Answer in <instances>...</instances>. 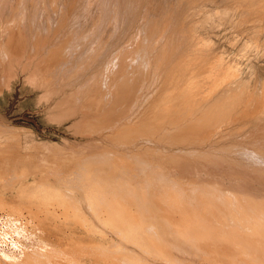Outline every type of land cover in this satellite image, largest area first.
<instances>
[{"label": "bare ground", "instance_id": "obj_1", "mask_svg": "<svg viewBox=\"0 0 264 264\" xmlns=\"http://www.w3.org/2000/svg\"><path fill=\"white\" fill-rule=\"evenodd\" d=\"M66 1L52 8L67 11L57 17L70 28L72 74L59 66L74 78L67 99L81 140L60 149L31 142L36 152L27 156L21 139L35 136L0 123V152H8L0 177L22 170L14 171L17 196H7L8 178L0 181V264H194L170 248L207 264H264V196L251 194L264 192V0H155L161 12L148 5L124 30L128 0ZM2 24L0 49L14 62L23 28ZM66 41L40 51L45 64L28 72L48 95L56 93L51 61L68 51ZM32 161L51 179L30 172ZM65 184L82 191L58 187ZM69 218L98 240L62 242ZM51 231L64 235L54 246ZM36 232L40 251L30 242Z\"/></svg>", "mask_w": 264, "mask_h": 264}, {"label": "rangeland", "instance_id": "obj_2", "mask_svg": "<svg viewBox=\"0 0 264 264\" xmlns=\"http://www.w3.org/2000/svg\"><path fill=\"white\" fill-rule=\"evenodd\" d=\"M9 1H11L10 2V4H12L13 5V3H14V5L15 6H21V5H23L22 6V8H17V7H15V6H12V5H10L9 4ZM15 1V2H14ZM22 1H24V3L22 2ZM0 0V27H1V24H2V22L1 21H3V24L2 25H5V26H2L3 28L4 27H7V26H9V25H17V27L19 28V31L22 29V31H20V33H21V35H23V37L25 38L24 39V43H23V46L25 47V49H24V47H22L23 48V52H22V54L20 55V57H18V59L16 60V59H14L13 61L14 62H9L8 60H7V54H6V51H5V49L4 48H2V49H0V91H1V93H0V112H3V113H5V114H7L8 116V118L10 119V121L11 120H13V122L11 121V122H9V120H7L4 116H1L0 115V123H5V124H7V125H10V126H15V127H17V128H22L24 131H27L26 133H28L29 135H34L35 137H33V139L32 138H30V137H25V138H22L21 139V142L23 143V145L21 144V146H22V148H21V150H20V152H24L25 154H27V156H32L35 152H36V150H35V148H33V147H30V145H32V144H34V143H36V144H47V145H51L52 147H57L58 149H60L62 146H65L66 144H69V145H71V144H73L74 142H77V141H80L81 140V137L79 136V135H77L76 134V132H75V130L73 129V124H74V122L77 120V116H71V113H72V111H73V108H70L69 109V106L71 105V107L73 106V103H70L71 101H70V99H71V97H72V95L71 94H73L72 92H73V86H74V78H72V70H71V61H72V59H73V57L72 58H68L67 57V55L69 56V57H71L72 56V54H71V50H69V49H71V48H69V47H71L70 45H71V41H69V37H70V35H68L70 32V30L69 31H67V29H70L69 28V25H68V23H67V25L65 24V27H64V24H61V23H59V18L58 17H60L62 20H63V18L64 17H66L67 16V11L65 10V9H60L59 10V8H60V6H58L57 7V5H55V7H54V9L55 10H53V8H52V6H53V2H52V0H42V2H41V0H37V1H39V2H36V0ZM58 1H63L64 2V0H58ZM76 1H78V0H76ZM121 2L123 1V0H120ZM151 1V2H150ZM26 2V3H25ZM31 2V3H30ZM35 2H36V4H35ZM71 2V3H70ZM72 0H68V1H66V3L68 4V5H72ZM128 2H129V4L131 5H133L134 7H136V6H138V4L141 6V11H138V12H135V11H133V9H134V7H132V5H131V7L129 8V12H127V19H126V21H125V24H124V26H122V30H124V29H128L129 27H130V25H131V21H133L135 18H136V15L135 14H139V15H143L144 14V8H145V10L147 9V8H149V6H150V8H153L154 6H155V9L157 10V12L159 13V12H161V7L159 8V6H157L158 4H156V2H155V0H128ZM155 4H154V3ZM16 3H20L19 5L18 4H16ZM42 3V4H41ZM44 3V4H43ZM50 5H49V4ZM59 3V2H58ZM153 3V4H152ZM25 5V6H24ZM31 6V8H28V7H30ZM33 5V6H32ZM42 5H43V7H42ZM44 5H45V7H44ZM149 5V6H148ZM4 6L6 7V8H4ZM12 8H11V7ZM9 7V8H8ZM25 7H27V9H25ZM33 7H35V8H33ZM38 7H42L41 9H42V11H41V9H39ZM3 8V9H2ZM11 8V9H10ZM16 8V9H15ZM47 9V10H46ZM154 9V8H153ZM160 11H159V10ZM3 10V11H2ZM5 10V11H4ZM8 10V11H7ZM16 10V11H15ZM19 10H21V11H19ZM32 10V11H31ZM37 10V11H36ZM62 10H63V13H62ZM64 10H65V12H64ZM18 11L19 12H21V13H23V14H25V16H23V17H21V16H19V15H17V13H18ZM24 11V12H23ZM51 11V12H50ZM59 11H60V13H59ZM3 12V13H2ZM8 12H10L9 14H8ZM11 12H13L12 14H11ZM28 12V13H27ZM35 12V13H34ZM43 14H42V13ZM5 13H7V15L5 16ZM15 13H16V15H15ZM29 13H31V14H29ZM51 13V14H50ZM135 13V14H134ZM2 14V15H1ZM59 14H62V15H59ZM64 14H66V15H64ZM35 15V16H34ZM37 15V16H36ZM1 16H5L4 18L3 17H1ZM19 16V18H17ZM58 16V17H57ZM63 18H62V17ZM16 17V18H15ZM21 17V18H20ZM30 17H32L31 19H30ZM43 18V20H42V18ZM56 17V18H55ZM2 18H3V20H2ZM11 18V19H10ZM13 18V19H12ZM22 18H23V21L25 22H22ZM25 18H27V19H25ZM8 19H9V21H8ZM20 19V20H19ZM12 20H14L13 22H12ZM30 22H28V21ZM36 20V21H35ZM42 22H41V21ZM47 20V21H46ZM5 21H7V22H5ZM10 21H11V23H10ZM17 21H18V23H20V24H18L17 23ZM32 21H33V23H35V25L34 24H32ZM38 21V22H37ZM41 22V23H40ZM48 22V23H47ZM5 23V24H4ZM9 25H8V24ZM13 23H15V24H13ZM45 23V24H44ZM7 24V25H6ZM21 24H22V26H21ZM27 24V25H26ZM40 24H43V25H40ZM56 24H58V25H56ZM61 25V27H60V25ZM25 25H26V27H25ZM39 25V26H38ZM51 25V26H50ZM56 25V26H55ZM28 26V27H27ZM43 26V27H42ZM46 26V27H45ZM48 26V27H47ZM49 26H50V28H49ZM127 26V27H126ZM33 27V28H32ZM39 27H41V29L40 30H37V29H39ZM46 29H45V28ZM52 27V28H51ZM60 27V28H59ZM64 27V28H63ZM68 27V28H67ZM126 27V28H125ZM43 28V29H42ZM62 28V29H61ZM1 29V28H0ZM28 29V30H27ZM36 29V30H35ZM45 29V32H43V30ZM51 29V30H50ZM57 30V32H56V30ZM66 31H65V30ZM3 30V29H2ZM5 30V29H4ZM25 30V31H24ZM34 30V31H33ZM41 30H42V32H41ZM53 30H54V32L56 33H54L53 32ZM59 30V31H58ZM24 31V32H23ZM33 31V32H32ZM48 31V32H47ZM63 31L66 33H63ZM26 32H28V34L26 33ZM37 32H40V33H38V34H36L35 35V33H37ZM68 32V33H67ZM1 34L3 33L2 31L0 32ZM45 34L44 36L42 35V34ZM50 33H51V35H50ZM53 33V34H52ZM60 33H61V35H60ZM63 33V34H62ZM33 34V35H32ZM41 34V35H40ZM119 34H120V32H119ZM27 35V36H26ZM32 35V36H31ZM35 35V36H34ZM56 35V36H55ZM59 35L61 36V37H59ZM62 35H64V37H63V39H62ZM68 35V36H67ZM37 36V37H36ZM42 36V37H41ZM55 36V37H54ZM38 38V39H36V38ZM44 37H46V38H44ZM33 38V39H32ZM35 38V39H34ZM41 38V39H40ZM57 38V39H56ZM59 38V39H58ZM66 38L68 39L67 41H66ZM116 38H118V37H116ZM46 39V40H45ZM52 39V40H51ZM54 39V40H53ZM65 39V41H66V43H68L69 45H65V47L63 48V49H67V48H69V49H67L68 51H66V50H62L61 51V54H60V58L58 57V59L57 60H52L51 61V63L53 62V61H56V62H53L52 64L53 65H51L50 66V68L52 69V70H50V72H51V74H53V77H51V80L53 81L52 82V84L54 85H52L53 86V90L56 92V93H54L55 95H52V93H49L50 95H52V96H50V95H48L47 93H48V91L47 90H44V89H42V88H40V87H36V86H34L30 81H28L27 80V77L29 76V74L30 73H32V71H34L35 69L36 70H38V67L39 68H42L43 66H42V64H45V63H42L43 62V60L46 58H48V56L46 57V55H44L45 57H43V55H41V52L40 51H42V52H44L45 51V54L46 53H48V52H46V51H49L48 49L50 48L51 50L53 49V51H54V49L55 48H57V46H59V44L60 43H62V41ZM27 40H28V42H27ZM34 42H33V41ZM43 41H46V42H43ZM56 41H58V42H56ZM60 41V42H59ZM33 42V43H32ZM52 42H54L53 44H52ZM43 43V44H42ZM47 43V44H46ZM51 45H50V44ZM56 43H57V45H56ZM36 44V45H35ZM38 44H39V46H42V47H38ZM112 44V43H111ZM26 45V46H25ZM28 45V46H27ZM35 47H33V46ZM44 45V46H43ZM46 45V46H45ZM50 45V46H49ZM53 45H55V46H53ZM38 47V48H37ZM46 49H45V48ZM52 47V48H51ZM27 48H28V50H27ZM33 48V49H32ZM44 48V49H43ZM38 51H37V50ZM36 50V51H35ZM44 50V51H43ZM34 53H33V52ZM36 52V53H35ZM66 52H69V53H66ZM25 53V54H24ZM38 53V54H37ZM64 53V54H63ZM25 56H24V55ZM28 54V55H27ZM65 54H67V55H65ZM29 55H31V56H29ZM35 55V56H34ZM39 55V56H38ZM42 57H41V56ZM63 55H64V57H63ZM29 58H28V57ZM38 56V58H36ZM32 57V58H31ZM34 57L36 58V60L34 59ZM39 57H41V59L39 58ZM67 57V58H66ZM19 58H21V61L19 60ZM24 58V59H23ZM29 59V61H28V59ZM31 58V59H30ZM51 58V57H50ZM23 59V60H22ZM25 59H27V60H25ZM34 59V60H33ZM61 61H60V60ZM65 59H67V60H65ZM6 60H7V62H6ZM19 60V61H18ZM31 60V61H30ZM34 61H36V62H34ZM39 61V62H38ZM25 62L26 63H29V65L31 66H29L28 64H25ZM33 62V63H32ZM63 62V63H62ZM6 63V64H5ZM11 63V64H10ZM57 63V66L55 65ZM69 63V64H68ZM36 64H38V66H34V65ZM40 64V65H39ZM59 64H60V66H62V67H64L66 64H67V66H65L64 68H66L67 70H70L71 72H69V71H67L66 69H61V71H60V66H59ZM20 66V67H19ZM34 66V67H33ZM41 66V67H40ZM59 66V69L57 68ZM70 66V67H69ZM13 67V68H12ZM30 67V68H29ZM56 67V68H55ZM11 69V71H13L14 72V74H15V76H16V78H14V77H12L13 78V80H10L9 79V74H10V69ZM29 68V69H28ZM24 69V70H23ZM28 69V70H27ZM54 69V70H53ZM64 70H66V71H64ZM20 71V72H19ZM52 71H55V72H57V73H53ZM59 71L62 73V75L60 76V74H59ZM9 72V73H8ZM28 72H30V73H28ZM65 72V73H64ZM71 73L69 76H68V74L69 73ZM28 73V74H27ZM64 73V74H63ZM66 73H68V74H66ZM12 74V73H11ZM56 74H58V75H56ZM67 75V77H66V75ZM65 75V77H66V79H67V81H66V79H65V77H63ZM74 75V74H73ZM52 76V75H51ZM57 77V78H56ZM62 78V79H61ZM71 78V79H70ZM64 79H65V81H64ZM70 79V80H69ZM85 80V77L83 76V78H81L80 79V81L81 82H83ZM11 81V82H10ZM64 82H67V83H65L64 84ZM71 82V83H70ZM60 83V84H59ZM55 84H58V85H55ZM71 84H73V85H71ZM39 85V84H38ZM64 85V86H63ZM66 85H67V88H66ZM70 87H69V86ZM36 87V88H35ZM75 87V86H74ZM55 88L58 90H55ZM64 88H66V89H64ZM73 88V89H72ZM72 92H71V91ZM47 91V92H46ZM62 93V96H61V93ZM70 91V92H69ZM59 92V93H58ZM64 92V93H63ZM43 93H45V94H43ZM57 94V95H56ZM64 94V95H63ZM66 95H68V97L66 96ZM44 96V97H43ZM45 96H48V97H45ZM63 96H65V97H63ZM50 97V98H49ZM55 98V100H54V98ZM52 98V99H51ZM67 98H70L69 99V101H68V99ZM61 99V100H60ZM67 99V100H66ZM66 100V101H65ZM59 101H61V102H59ZM68 101V102H67ZM64 102V103H63ZM61 103V104H60ZM66 103V104H65ZM65 106V107H63V106ZM68 108V109H67ZM67 111H68V116H66V113H67ZM74 119H75V121H74ZM72 126V127H71ZM25 128V129H24ZM26 129H29V130H26ZM3 134H5V133H0V141L1 140H3L4 141V137H3ZM6 135H8L7 133H6ZM3 137V138H2ZM22 137H24V136H22ZM77 137V138H76ZM31 142H34V143H31ZM65 144V145H64ZM8 154V152H5V153H1L0 152V156H6L7 154ZM3 154V155H2ZM9 154H10V152H9ZM32 164V169H34V168H36V162H34V161H32L31 162ZM40 166H38L36 169H38ZM36 169H34V170H31L30 172H38L39 173V175L38 176H40V174L42 173V169H43V171H46L45 170V167H40L39 168V170H36ZM13 171V172H12ZM22 172V170H21V168H17V169H11V173L9 174V175H7V176H5V177H0V181H7L8 179V182H10L11 184H12V187L10 188V189H8V190H6L9 194L7 195V196H10V195H13V196H17L18 195V191L17 190H15L13 187V185L14 184H16V186L18 187V186H21V185H19L18 184V180H16V176H14V174L15 175H17L18 173H15V172ZM42 175H46V173L45 172H43L42 173ZM15 177V178H14ZM25 177V181L26 182H28V183H31V182H33L32 180H33V176L32 175H27V177L26 176H24ZM45 177H47V176H45ZM6 178H8V179H6ZM11 178V179H10ZM48 178V177H47ZM48 179H51V178H48ZM68 185H70V184H68ZM68 185H58V187L59 188H62V189H64V190H67V191H71V192H75V189H78L77 187L75 188V187H72V186H68ZM68 186V188H64V187H67ZM72 187V188H71ZM20 188V187H19ZM18 188V189H19ZM70 189H72V190H70ZM77 191V190H76ZM81 191L82 190H80V189H78V193L80 194L81 193ZM254 193H256V194H254ZM261 193V194H260ZM251 194H253V195H255V196H258L259 194L260 195H262V196H264V192L262 193L261 191H259V193L256 191V192H251ZM82 203V202H81ZM84 203V202H83ZM75 207H77L76 205L74 206V208ZM25 212V211H24ZM70 219V223H71V227L68 229V230H66V231H64V233L63 234H65V237H64V240L62 241V242H64V241H66L67 240V238L69 237L70 238V236L71 237H74V239H76V240H80V241H82L83 243H85V244H87V243H90V242H92V241H94L95 239L96 240H98V237L97 236H92V235H90V234H88L87 232L85 233V229H86V226H85V228H84V225L82 224H80L81 222H79V221H77V220H75V219H73V221H71V218H69ZM223 220H225V219H223ZM74 221H76L74 224H73V222ZM76 223H78V224H76ZM73 224V225H72ZM74 225H76V227L74 226ZM79 225H81L80 227H79ZM3 225L2 224H0V227H2ZM34 226L36 227H38V228H40L38 225H36V224H34ZM73 226V227H72ZM34 227V230H37L36 228ZM75 228V229H74ZM80 228H82V229H80ZM39 230V229H38ZM81 230V232H79ZM82 230H84V231H82ZM75 231V232H74ZM54 234V236H53V234ZM60 233V232H59ZM62 233V232H61ZM86 234V236H85V234ZM33 234H35V233H33ZM57 233L56 232H54V231H51V233H49V235H47L46 237H48V239L46 238V240L52 245V246H54V245H56L58 242H57V240L55 239V238H58V241H59V238L60 237H62L63 238V236L64 235H56ZM52 235V236H51ZM67 235V236H66ZM75 235V236H74ZM42 234L41 233H38V232H36V234H35V236L34 235H32V237L30 236V238H32V239H34V240H32V239H30V242L32 243L33 242V245H32V247H33V249L35 250V251H40L41 249H42V247L40 246L41 244H40V240L41 239H43L42 238ZM58 236V237H57ZM60 236V237H59ZM92 236V237H91ZM250 236V235H249ZM44 237V236H43ZM81 237V238H80ZM84 237V238H83ZM95 237V238H94ZM36 238V239H35ZM32 240V241H31ZM56 240V241H55ZM92 240V241H91ZM34 241H36V242H34ZM55 241V242H54ZM39 242V243H38ZM57 242V243H56ZM35 243H37V244H35ZM53 243V244H52ZM35 244V245H34ZM39 247V248H37V246ZM36 246V247H35ZM32 247L30 246V249H32ZM185 248H187L186 250L188 251V252H192V249L190 248V247H185ZM30 249H28V252L30 251V253H32L31 252V250ZM32 249V250H33ZM37 249V250H36ZM232 249V250H231ZM178 250V249H177ZM176 250V248H170V250H169V252H171V254L173 255V257H176V258H180V259H182V260H187V261H190L191 263H194V264H207V261H205V260H202L201 258H199V256L198 255H196V257L194 256V254H188L187 256H184L185 254H182L179 250L177 251ZM235 250L236 249H233V248H230V249H227V251L229 252V253H231V254H235V256L236 257H238V258H240V257H242V255L241 254H238V250L235 252ZM232 251V252H231ZM233 251H234V253H233ZM178 252V253H177ZM180 252V253H179ZM240 253V252H239ZM185 259H184V258ZM262 257V256H261ZM186 258H188V259H186ZM263 258V257H262ZM156 259V258H155ZM200 261V262H199ZM202 261V262H201ZM204 261V262H203ZM155 262L157 263V261L155 260ZM206 262V263H205ZM50 264H52L51 262H49ZM159 263V262H158ZM160 264H162V263H160ZM163 264H168V263H163ZM209 264V263H208Z\"/></svg>", "mask_w": 264, "mask_h": 264}, {"label": "crops", "instance_id": "obj_3", "mask_svg": "<svg viewBox=\"0 0 264 264\" xmlns=\"http://www.w3.org/2000/svg\"><path fill=\"white\" fill-rule=\"evenodd\" d=\"M0 115L4 116L7 120H9V122H11V121L13 122V120L10 121V119L7 117L8 116L7 114L0 112Z\"/></svg>", "mask_w": 264, "mask_h": 264}]
</instances>
